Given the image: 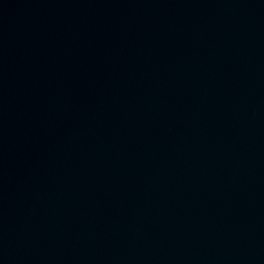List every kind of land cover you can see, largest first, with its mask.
I'll use <instances>...</instances> for the list:
<instances>
[{"label": "water", "instance_id": "1", "mask_svg": "<svg viewBox=\"0 0 264 264\" xmlns=\"http://www.w3.org/2000/svg\"><path fill=\"white\" fill-rule=\"evenodd\" d=\"M0 264H264V0H0Z\"/></svg>", "mask_w": 264, "mask_h": 264}]
</instances>
